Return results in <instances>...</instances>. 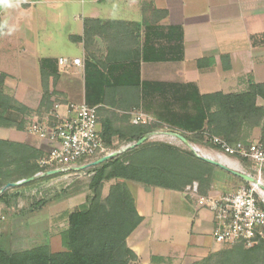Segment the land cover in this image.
I'll return each instance as SVG.
<instances>
[{
	"label": "crops",
	"instance_id": "obj_1",
	"mask_svg": "<svg viewBox=\"0 0 264 264\" xmlns=\"http://www.w3.org/2000/svg\"><path fill=\"white\" fill-rule=\"evenodd\" d=\"M76 1L0 0V50L12 49L25 58L55 60L50 58L55 55L49 49L43 53L39 42L63 40L73 44L68 54H60L45 69L51 73L48 87L52 107L43 123L52 121V115L64 117L69 104H85L98 108L100 133L103 121H109L114 129H122L134 117L143 115L145 120L140 124L153 128L145 135H151L148 139L168 131L188 136L203 134V96L245 93L249 80L264 83V0ZM41 14H46L43 18L51 25L40 29L43 32L37 28L36 17ZM85 20L125 25L94 35L85 47L83 42L71 39L83 38ZM123 53H138L139 60L118 62ZM75 59L80 60V66L73 65ZM59 60H64V65ZM0 73L6 75L5 93L35 111L42 89L30 100L28 94L18 95V79L4 71ZM21 137L24 140L22 133ZM41 142L48 146L46 141ZM120 146L119 151L125 148L122 143ZM233 164L229 167L239 172ZM214 170L221 183H215L216 187L206 196L217 199L241 180L216 167ZM126 187L142 218L126 240L137 257L134 263L154 264L153 260L171 257L153 255L147 246L153 221L157 218L159 228L167 229L168 213L176 202L173 195L195 199L200 196L130 182H126ZM213 227V216L194 222L181 255L203 257L214 252L217 248L211 236Z\"/></svg>",
	"mask_w": 264,
	"mask_h": 264
},
{
	"label": "trees",
	"instance_id": "obj_2",
	"mask_svg": "<svg viewBox=\"0 0 264 264\" xmlns=\"http://www.w3.org/2000/svg\"><path fill=\"white\" fill-rule=\"evenodd\" d=\"M122 25L125 23L85 20L83 38L71 39L75 42H83L87 47L94 35H104L106 30H113ZM138 58V53L136 56L130 54L125 56L123 53L117 61H138ZM43 62L48 67L53 65V61L49 59ZM50 75V72L41 70L42 97L38 108L32 111L5 93L6 75L0 73V128L23 131L29 125L26 117L37 116L41 113L40 111L43 113L50 111L52 107L50 101L52 94L48 87ZM257 100L264 102V83L256 84L252 80H249L245 93L205 95L202 97L206 111L204 133L182 135L193 144L211 145V137H219L230 146L238 143L248 145L249 143L242 137L244 131L259 127L264 119V106H258ZM13 114H19L20 121L12 120L10 116ZM152 131L151 127L131 122L126 128L114 129L109 121H103L101 138L107 150L112 148L114 138L119 143L137 142ZM260 141L264 142V139ZM44 155L42 150L28 144L0 140V188L9 183L31 178L38 173H45L46 170L38 164ZM82 163L84 162L81 161L79 165ZM214 169V166L198 159L192 152H183L166 144L145 142L135 149L86 170L90 176L87 186L88 204L86 208L74 211L68 216V228L61 239L65 251L52 253L47 246H40L29 251L9 252L0 248V264H131L136 262L137 257L127 247L126 240L141 224L142 218L135 209L134 200L126 187V182L183 192L187 186L196 181L198 195L205 197L210 190V177ZM67 173L69 172L61 174ZM57 176L59 174L40 177L13 189L30 188ZM111 182L108 194L103 197V186ZM64 191L67 189L59 191L58 195H62ZM7 197L8 191L3 192L0 195V204H4ZM45 203L43 200H37L32 204V208H39ZM263 247L264 239L249 249H245L242 244H234L232 249L215 256L221 255L225 264H264V254L261 252ZM160 261L162 262V259H156L155 262Z\"/></svg>",
	"mask_w": 264,
	"mask_h": 264
},
{
	"label": "rangeland",
	"instance_id": "obj_3",
	"mask_svg": "<svg viewBox=\"0 0 264 264\" xmlns=\"http://www.w3.org/2000/svg\"><path fill=\"white\" fill-rule=\"evenodd\" d=\"M76 2H81V0H77ZM43 15L46 14H41L36 17L38 21V30L51 27L50 22L48 19L43 18ZM42 30L40 31L43 32ZM57 35L60 36L59 33ZM1 43H3V41ZM39 43L42 45L43 53L49 49L51 53L55 55L50 57L56 58L55 60L51 59V62H56L60 54H68L73 45L69 41L63 42V40H47V42L42 41ZM69 55H71V53ZM45 59L46 58H41L40 56L37 58H25L21 55L19 56L17 52L12 51V49L6 50L3 48L0 50V70L11 74L12 77L20 81L19 90H17V92H19L18 95L23 93V95L26 96L28 94L29 99L33 100L41 91L40 71L48 68L45 62H43ZM257 104L258 106H264L262 100H258ZM40 112L41 113L37 116L32 115L26 117L28 118V127L33 124L45 122L44 120L47 118L45 114L47 113H43V111ZM34 117H36V119ZM10 118L18 122L21 116L19 114H13ZM170 132L171 131H168L166 133ZM21 133L24 135V140L21 139ZM242 137L247 143H254L264 139V119L259 127L244 131ZM0 140L28 144L31 147L42 150L44 154L49 150V147L44 145L36 136L30 135L26 127L23 131L0 128ZM113 141L114 140H112V148L107 149L105 155L119 151L121 142L120 144L119 142L116 144ZM125 143H122V145L126 147L135 142ZM146 143L166 144L180 151L191 153L189 148L179 140L166 135L159 134L153 136L148 139ZM188 143L192 146L197 145L196 147H202L201 149H204L203 151L218 160L221 158L226 162L235 163L237 165L236 169L239 170V172L248 174L253 178L257 176L254 167L248 162L226 156L216 150L212 145ZM93 161L95 160H89L79 166L87 165ZM87 169L73 171L67 174L60 173L56 178L39 182L37 185L30 188L6 190L8 191V197L4 201V204H0V248L5 252H9L29 251L40 246H47L52 253L65 251L61 239L63 233L68 228V216L74 211L86 208L88 204L89 192L87 186L90 176L86 172ZM214 172L215 170L212 171L210 177V190L216 187L215 183L218 185L221 183V179H218V174ZM194 182L196 183V181L192 183ZM133 184L140 185L137 183ZM260 184L264 187V171H262L260 177ZM111 185L112 183H106L103 186V197H106ZM250 187V184L239 181L236 185L226 188L223 195L236 193L242 188L248 189ZM64 188L67 189V191H64L62 195H58L59 191L65 190ZM183 192L186 193L185 191ZM255 196L260 202L264 200L257 190L255 191ZM173 197L176 202L175 204H171L168 213L170 222H168L167 229L159 228V221L155 218L150 234V241L147 245L153 255H171V257H165L162 259V262L154 261V264H225L222 261L221 255H215L232 249L234 244H221L213 240L217 249L212 253L203 257L190 256V254L181 255L183 249L186 248L189 243L194 222H197L198 219H203V216L206 219L212 216L206 209L196 206L195 198H184L182 195L179 196L177 194L173 195ZM37 200H43L46 203L39 208L33 207L35 208L33 209L32 204ZM261 252L264 254V247ZM131 264L140 263L133 262Z\"/></svg>",
	"mask_w": 264,
	"mask_h": 264
},
{
	"label": "built area",
	"instance_id": "obj_4",
	"mask_svg": "<svg viewBox=\"0 0 264 264\" xmlns=\"http://www.w3.org/2000/svg\"><path fill=\"white\" fill-rule=\"evenodd\" d=\"M64 63V60H59L60 65ZM72 63L75 66L81 64L79 59ZM97 110L85 104H69L64 117L52 115V121L29 126V133L46 141L49 147L38 161L39 166L46 172L57 170L66 173L76 171L81 161L88 162L105 156L106 148L101 138ZM144 120V116L139 115L134 117L132 124H140ZM210 143L220 153L252 164L257 174L255 179L260 183L264 171V142L230 146L219 137H211ZM45 173H38L37 176ZM250 186L217 199L197 197V206L212 213L214 227L211 236L215 242L242 244L249 249L264 239V200L258 201L255 191L261 197L263 194L252 184ZM197 190L198 185L194 182L186 187L185 192L197 196Z\"/></svg>",
	"mask_w": 264,
	"mask_h": 264
},
{
	"label": "water",
	"instance_id": "obj_5",
	"mask_svg": "<svg viewBox=\"0 0 264 264\" xmlns=\"http://www.w3.org/2000/svg\"><path fill=\"white\" fill-rule=\"evenodd\" d=\"M166 136H169V137H172V138H175L177 140H179L182 144H184L185 146H187L189 148V150L195 155V157H197L198 159L202 160L203 162L211 165V166H214L228 174H230L231 176L235 177V178H238L239 180L243 181V182H246L248 184H252L253 186H255L258 190H260L261 194L264 195V187L253 177L245 174V173H242V172H238V171H235L233 169H231L228 165L224 164L222 161L220 160H217V159H214V158H209V157H205L201 154H199L198 152V149H195V146H192L188 143V141L180 134L178 133H173V132H170V133H166L165 134ZM151 136V135H147V136H143L141 139H139L137 142L133 143V144H130L128 146H126L124 149H122L121 151L119 152H113L111 154H108V155H105L87 165H84V166H80L76 169V171H82V170H85L87 168H90V167H96L98 165H101L102 163H105L113 158H116L118 157L120 154L126 152V151H130L132 149H135L137 147H139L140 145H142L143 143H145L147 140H148V137ZM60 174L59 171L55 170V171H49V172H46L45 174H43V176H33L31 178H28V179H25V180H21V181H18V182H15V183H9V184H6L4 187L1 188L0 190V195L5 192L6 190H9V189H13V188H17V187H20L22 185H25V184H28L30 182H33L35 180H37L38 178L40 177H49V176H54V175H58Z\"/></svg>",
	"mask_w": 264,
	"mask_h": 264
},
{
	"label": "bare ground",
	"instance_id": "obj_6",
	"mask_svg": "<svg viewBox=\"0 0 264 264\" xmlns=\"http://www.w3.org/2000/svg\"><path fill=\"white\" fill-rule=\"evenodd\" d=\"M195 149H197L196 147H195ZM198 153L199 154H201V155H203V156H205V157H212V156H210L209 154H207L205 151H200L199 149H198ZM219 158V157H218ZM219 160L220 161H222V162H224V163H226L228 166H230V167H234V164H232V163H230V162H226V161H224V160H222L221 158H219ZM262 197L264 198V195H262Z\"/></svg>",
	"mask_w": 264,
	"mask_h": 264
}]
</instances>
